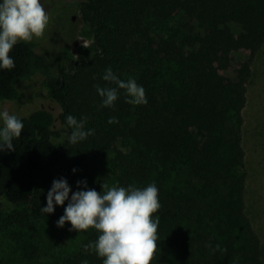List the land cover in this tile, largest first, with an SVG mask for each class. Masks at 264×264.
<instances>
[{"label": "trees", "instance_id": "trees-1", "mask_svg": "<svg viewBox=\"0 0 264 264\" xmlns=\"http://www.w3.org/2000/svg\"><path fill=\"white\" fill-rule=\"evenodd\" d=\"M77 8L93 45L69 71L56 74L32 41L10 53L14 69L0 71V105L22 102L27 93L33 102L35 92L40 98L45 91L61 110L60 129L47 110L18 115L25 127L15 150L0 151V216L6 215L7 228L31 232L18 241L21 257L33 264H102L84 250L97 239L94 229L79 231L71 250L58 246L69 245V235L55 237L57 248L48 254L36 235L42 223H56L68 203L41 214L53 180L69 183L101 160L102 173L90 186L97 193L103 184L155 182L159 189L152 264H264V244L246 210L243 146L252 62L264 47V0H87ZM170 22L178 26L166 29ZM234 51L248 59L232 79L225 72ZM108 67L143 85L148 103L130 105L121 90L114 108L100 107L94 86H105ZM68 114L87 117L94 135L70 144ZM110 117L119 122L108 124ZM208 243L227 251L213 253Z\"/></svg>", "mask_w": 264, "mask_h": 264}, {"label": "clouds", "instance_id": "clouds-1", "mask_svg": "<svg viewBox=\"0 0 264 264\" xmlns=\"http://www.w3.org/2000/svg\"><path fill=\"white\" fill-rule=\"evenodd\" d=\"M49 23L50 14L43 0H0V71L14 69L15 60L10 55L14 47L42 37ZM102 80L106 82L105 86H94L101 99L100 107L114 108L121 90L125 102L130 105L148 103L143 85L135 78L121 79L108 67ZM118 122L116 117L107 121L110 125ZM66 124L70 129V144H78L94 135L95 130L87 128V117L77 119L68 114ZM24 127V121L18 115L0 108V151H14L13 142L21 137ZM77 188L84 190L73 192L65 178L53 180L41 214H53L57 206H64L67 201L56 226L63 228L70 223L71 230L78 232L94 229L98 233L97 239L84 245L85 252H94L102 264H152L158 250L160 217L157 213L162 207L156 183L143 188L135 184L127 187L103 184V191L97 193L83 180L77 181ZM206 247L213 253L227 251L218 243L214 247L208 243ZM81 264H88V260H82Z\"/></svg>", "mask_w": 264, "mask_h": 264}, {"label": "rangeland", "instance_id": "rangeland-1", "mask_svg": "<svg viewBox=\"0 0 264 264\" xmlns=\"http://www.w3.org/2000/svg\"><path fill=\"white\" fill-rule=\"evenodd\" d=\"M84 1L87 0H43L45 8L50 14V23L44 35L34 38L32 42L35 43L36 50L39 53L48 54L56 74H59L62 70L69 71L72 64L78 63L83 59L84 56L81 53L88 52L93 45V39L77 8V5ZM172 25L178 26L176 22H170L165 23L164 27L167 29ZM232 57V65L225 72V75L233 79L236 76V70L239 65L247 61L248 53L245 51H234ZM27 95L30 98L22 102L5 101L0 105V108H7L10 113L20 116L28 115L37 109L47 110L55 117V127L60 129V107L48 98L47 92L42 91V97L40 98L35 92L33 102H31L32 93H27ZM243 116V146L247 173L245 188L246 210L254 229L264 244V47L252 62V77ZM101 173L102 161H94L81 169L77 173L76 178L69 181V185L73 192L84 190L83 188H77V181L86 180L87 186L90 188ZM71 194H69L70 197ZM5 219L6 215L3 213L0 216V264H33L32 261L21 257V248L23 246L22 243H18L19 239L23 242L26 239L25 237L30 235L31 232L7 228ZM62 234L69 235L70 243L68 245L67 242L64 244L62 242L58 246L63 245L64 249L67 248V250L70 247V250L75 248L79 239L77 230H71L67 226L58 228L55 222L46 221L42 223L36 231V235L43 253L48 254V251L56 246L55 237ZM33 250L34 248L25 251V253L30 256ZM59 252L58 255L60 256L62 252L60 250ZM41 263L48 264V261L42 260Z\"/></svg>", "mask_w": 264, "mask_h": 264}]
</instances>
